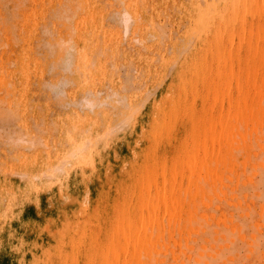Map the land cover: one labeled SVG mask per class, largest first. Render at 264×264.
I'll return each mask as SVG.
<instances>
[{
  "label": "bare ground",
  "instance_id": "1",
  "mask_svg": "<svg viewBox=\"0 0 264 264\" xmlns=\"http://www.w3.org/2000/svg\"><path fill=\"white\" fill-rule=\"evenodd\" d=\"M11 1L0 264H264V0Z\"/></svg>",
  "mask_w": 264,
  "mask_h": 264
},
{
  "label": "rangeland",
  "instance_id": "2",
  "mask_svg": "<svg viewBox=\"0 0 264 264\" xmlns=\"http://www.w3.org/2000/svg\"><path fill=\"white\" fill-rule=\"evenodd\" d=\"M10 1H11V0H10ZM15 1H17V0L11 1V4H10V5H12V4L14 3V5H16V6H20V4L17 3L18 1H17V2H15ZM24 2H25V4H23V5L21 4L22 6H20V7L22 8V7L25 5V10H26V7H27V6L29 7L31 2H30V0H29L30 3L28 2V0H25ZM19 3H23V0H20ZM48 4H49V3H48ZM48 4H46V6H47ZM10 5H7V6H10ZM14 5H13V6H14ZM10 7H11V6H10ZM20 7H19V8L16 7L15 10H17V11H22V9H21ZM14 8H15V6H14ZM17 8H18L19 10H18ZM23 9H24V8H23ZM27 9H28V8H27ZM17 11H16V12H17ZM27 11H28V10L23 11V12H26V13H27ZM23 12H17V13H16V16H15V15H14V16H13V15H9V16H10L9 18H10L11 20H13L12 17H14V19H15L16 22L14 21L13 23H14L15 26H17L18 24L22 23V22L24 21V18L28 15V14H25V16H24L23 14H21V15L19 16V14H20V13H23ZM22 15H23V16H22ZM15 23H17V25H16ZM20 25H21V24H20ZM20 25H19V26H20ZM15 28H16V27H15ZM15 30H16V29H15Z\"/></svg>",
  "mask_w": 264,
  "mask_h": 264
}]
</instances>
